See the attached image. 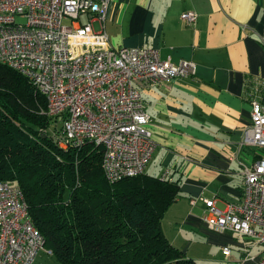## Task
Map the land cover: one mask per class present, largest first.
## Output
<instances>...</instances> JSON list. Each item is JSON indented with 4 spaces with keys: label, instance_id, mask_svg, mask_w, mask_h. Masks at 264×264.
Returning a JSON list of instances; mask_svg holds the SVG:
<instances>
[{
    "label": "built area",
    "instance_id": "obj_1",
    "mask_svg": "<svg viewBox=\"0 0 264 264\" xmlns=\"http://www.w3.org/2000/svg\"><path fill=\"white\" fill-rule=\"evenodd\" d=\"M111 1L0 0V63L43 95L41 114L61 119L54 137L61 148L87 142L102 146V170L114 183L144 172L154 150L143 87L192 75L196 66L186 59L162 60L153 47H112L105 30ZM196 18L193 11L180 14L187 24ZM250 105L251 123L243 129L240 146L259 153L249 164L239 161L242 199L223 209L214 199H203L202 218L216 231L251 238L258 254L234 259L223 246V264H264V104L252 95ZM44 243L21 189L0 181V264H33L40 250L51 253Z\"/></svg>",
    "mask_w": 264,
    "mask_h": 264
},
{
    "label": "crops",
    "instance_id": "obj_2",
    "mask_svg": "<svg viewBox=\"0 0 264 264\" xmlns=\"http://www.w3.org/2000/svg\"><path fill=\"white\" fill-rule=\"evenodd\" d=\"M186 11L197 14L194 24L180 19ZM105 30L114 48L153 47L162 60L196 66L192 75L142 89L155 144L144 172L179 184L161 218L166 239L197 263L211 264L216 248L223 264L221 248L240 244L235 234L241 247L234 259L257 255L251 238L216 231L202 216L203 199L220 209L241 201L239 161L249 164L259 153L240 141L251 123L250 96L264 104V0H112Z\"/></svg>",
    "mask_w": 264,
    "mask_h": 264
},
{
    "label": "trees",
    "instance_id": "obj_3",
    "mask_svg": "<svg viewBox=\"0 0 264 264\" xmlns=\"http://www.w3.org/2000/svg\"><path fill=\"white\" fill-rule=\"evenodd\" d=\"M29 80L0 63V181L18 186L28 217L61 264H198L164 236L178 181L142 172L109 183L103 148H61L58 117Z\"/></svg>",
    "mask_w": 264,
    "mask_h": 264
},
{
    "label": "rangeland",
    "instance_id": "obj_4",
    "mask_svg": "<svg viewBox=\"0 0 264 264\" xmlns=\"http://www.w3.org/2000/svg\"><path fill=\"white\" fill-rule=\"evenodd\" d=\"M234 237L237 238V241H239L240 244L238 246L234 245V247L228 244L226 245L232 250L234 254H237V252L239 251V248L237 247H241V239L236 234L234 235ZM209 254L211 255V257H214V258H209V260L213 261L211 264H218V261L220 262L222 259L220 252L216 248L210 249ZM219 254L220 256H218ZM36 256L37 258H36L35 264H61L55 259V257L52 254L48 253L45 250H40ZM201 263L205 264V262H201ZM201 263H198V264H201Z\"/></svg>",
    "mask_w": 264,
    "mask_h": 264
}]
</instances>
